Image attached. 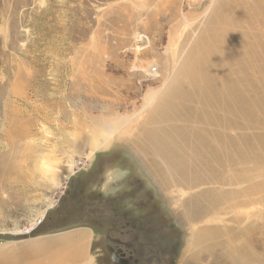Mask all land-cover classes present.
<instances>
[{"label": "rangeland", "instance_id": "1", "mask_svg": "<svg viewBox=\"0 0 264 264\" xmlns=\"http://www.w3.org/2000/svg\"><path fill=\"white\" fill-rule=\"evenodd\" d=\"M246 38L264 45V0H0V264H61L70 238L81 257L68 264H113L112 214L150 240L141 264H229L227 235L197 233L228 225L240 215L223 216L231 207L248 218L247 264H264V83L251 81L246 101L221 84L205 98L216 110L173 100L185 114L212 111L222 137L218 123L154 122L172 113L173 88L202 78L209 50L236 40L240 55ZM210 130L242 156L233 143V155L204 164L175 142L185 181L156 139L186 131L203 143ZM197 211L212 214L192 223Z\"/></svg>", "mask_w": 264, "mask_h": 264}, {"label": "bare ground", "instance_id": "2", "mask_svg": "<svg viewBox=\"0 0 264 264\" xmlns=\"http://www.w3.org/2000/svg\"><path fill=\"white\" fill-rule=\"evenodd\" d=\"M230 39L232 38L230 37L229 40ZM235 41L233 42L228 41L229 43H222L221 48L219 47L220 49L211 48L212 50H209L207 56L204 57L201 62L207 66V69L203 72L204 74H202V78H200L198 82H194L190 90L187 88H183V87H179V90H176V87H175L169 93V97H170L169 103L170 102L172 103V105L170 104V106L173 108L172 113H176L175 117L171 116L172 113L171 114L168 113V115H165V116L162 115L160 118L154 121L155 123H162L166 121L170 122L172 121V119H174L173 121L181 120V123L187 122V124L198 121V122L213 125V126L217 125L219 118L217 116H214L212 111L209 113L207 111L203 112L201 110H198V107H197L196 110L194 111V115H192V112L185 114L183 111H180L181 110L180 106L178 108V106L173 102V100H177L178 104L181 101H188L190 102L189 104L198 102L199 106L200 105L206 106V104H208L209 106L213 107L214 110H216L217 104L212 102L211 100L208 102L205 98H206V95L208 94L212 96V92L219 89V86L221 84H223L224 91L225 93L229 95V97L235 95L238 97H242V99L245 100L246 94H248V96L251 95L252 97H254L255 95L257 96V94H254L256 90L255 84H251V81L255 80L258 84L264 83V47H263L264 45L262 46L259 44V45L254 46V44L253 45L249 44L248 38L243 39L240 42L242 45L241 50L243 53L240 55H237V53L240 50V47L236 45L237 41L236 42ZM218 57L220 58L221 63H219L220 61L218 62ZM220 66H223V68L226 67V69H223V68L220 69ZM216 70L222 72L223 74L222 75L217 74L218 72L214 74L213 71H216ZM241 75L242 77L239 83H241L243 87H239V85L235 83V79L237 78V76H241ZM230 76L233 77V80L232 78L231 79L229 78ZM219 77L222 79L218 80ZM222 99H223L222 96L217 97L218 101H221ZM204 113H205L206 118L201 117ZM187 126H191V125H187ZM231 126L233 128L234 124H232ZM221 128H222V125L220 122L218 123L215 129V134L218 137H222L223 132L219 131V129ZM228 129L230 130L231 127L229 126ZM216 135H213L212 131L210 130L208 132V139L205 140L203 143H201L195 135L193 136L185 131L184 135L179 141H174V139L172 138L165 139L161 136H160V139L159 140L156 139V141H157L158 146H161V147L164 146L167 155L171 157L170 158L171 167L177 173H179L183 178L186 176L188 180L184 179L185 181L190 182L189 176L185 173V170H187L186 160L183 159V165L179 169V164L181 162V153L178 152L177 149L180 146L181 150H184L185 152H187L190 158H196L197 160L201 161L204 164L207 162H209V164L219 163L221 161L220 159L221 155L223 154H226L227 156L233 155L234 153L233 143L235 142L234 140L230 139V137H224V139L222 138L218 139ZM183 138L188 139L187 144L182 141ZM175 142H177L179 146L175 145ZM220 145H222L223 150H221ZM229 148H231L232 151H230ZM235 149H236L235 150L236 154L234 156L241 157L242 152L237 150V144H236ZM174 159L178 160L179 164L177 162H172L174 161ZM259 163L261 164L264 163V159L260 160ZM263 173H264V170H263ZM241 181L248 182V179L244 178ZM193 183L197 185L196 184L197 182H193ZM228 183L229 185H232L233 179L229 180ZM240 208L241 210H244V212L240 210L236 211L234 210V207H231L230 211L226 212L223 215V216H228L230 213H232V211H234V214L235 212L240 214V215H235L229 219L228 225L226 224L224 225V227L228 226L226 230L223 226H221L222 228L219 226H217V228H213L214 226L212 228H210L209 226H206V227L200 228V230L197 233L199 234V238L203 241L210 240L212 239V237L215 238L217 236L221 238L223 234L227 235L228 237L227 241L229 242V246H231L230 256L232 257V259L229 261V264H247L248 258L251 257L248 242H250L252 238L250 234L248 233V230H249V226H247L248 218L246 216L245 209H243L242 207ZM205 211H207V209ZM203 212L204 211H197L193 213L192 216H189L191 217L190 221L192 223H199L201 219L202 220L204 218L208 219L207 216H210L212 214V212L211 213L205 212V214L203 215ZM223 216L222 218L221 217L220 218L224 219L223 221H226V219L223 218ZM212 218L215 219L214 216H212ZM39 222H41V220L38 221L37 224ZM206 222L210 223L213 221L207 220ZM244 222L246 223L244 224ZM33 228H34L33 226L26 228L25 233H29ZM238 239L240 240V242H242L241 245L239 244ZM58 245L59 247L57 246V248L59 249L58 251L59 254L60 255L66 254L68 256V258L61 257V260L63 258V260L60 262L61 264L75 263V261L81 257L80 256L81 241L79 239L70 238L68 242L63 240ZM216 247H220V244L218 242H216ZM51 249H52L51 251H53V248ZM234 254H236V256H233ZM40 256L41 255H39V257ZM39 257L37 258L39 259ZM70 257L72 259H70ZM196 258H197V255L196 254L193 255L192 261L196 260ZM92 261L93 260L90 259L86 261L85 264H92ZM37 264H40V262L38 261Z\"/></svg>", "mask_w": 264, "mask_h": 264}, {"label": "flooded vegetation", "instance_id": "3", "mask_svg": "<svg viewBox=\"0 0 264 264\" xmlns=\"http://www.w3.org/2000/svg\"><path fill=\"white\" fill-rule=\"evenodd\" d=\"M103 162H106V160H103ZM115 165L119 167V165L114 162L111 166H108L109 168L106 172L108 173L115 169ZM129 178L130 175L127 176L125 174L123 181ZM111 192L116 193L114 188ZM114 196L115 194L112 197ZM140 218H138V221ZM109 221H112V226L106 224L110 229L108 231L106 230L105 241L108 256L110 255L113 264H141V262L146 259L145 256L147 251L153 254L154 251H151V247L148 246V241L150 242V240H148V238L146 239L144 234H140L138 230L133 228L134 220H129L124 215L119 216L118 214H112V218H109Z\"/></svg>", "mask_w": 264, "mask_h": 264}]
</instances>
